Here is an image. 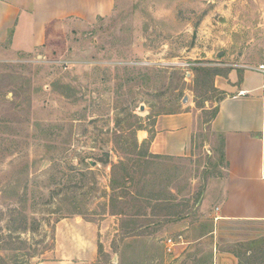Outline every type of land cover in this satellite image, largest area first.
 I'll use <instances>...</instances> for the list:
<instances>
[{
	"label": "rangeland",
	"instance_id": "rangeland-1",
	"mask_svg": "<svg viewBox=\"0 0 264 264\" xmlns=\"http://www.w3.org/2000/svg\"><path fill=\"white\" fill-rule=\"evenodd\" d=\"M263 58L264 0H117L32 51L0 42V264L54 259L63 220L89 223L93 264H264V222L215 215L210 128L218 77ZM186 108L191 155L149 156L139 132Z\"/></svg>",
	"mask_w": 264,
	"mask_h": 264
},
{
	"label": "crops",
	"instance_id": "crops-1",
	"mask_svg": "<svg viewBox=\"0 0 264 264\" xmlns=\"http://www.w3.org/2000/svg\"><path fill=\"white\" fill-rule=\"evenodd\" d=\"M177 1V0H174ZM117 0H0V42L10 36L13 47L32 51L45 44L62 22L94 24L111 16ZM261 62L232 68L218 77L222 97L210 128L222 139L225 175L215 188V215L219 221L264 222V72ZM196 112L186 108L161 115L138 134L149 156L185 158L191 155ZM89 223L63 220L58 226L54 259L36 264H93L97 244L85 231ZM82 230V233H79ZM81 237V238H80ZM73 245L64 247L63 242ZM211 264H239L236 257L216 254Z\"/></svg>",
	"mask_w": 264,
	"mask_h": 264
},
{
	"label": "built area",
	"instance_id": "built-area-1",
	"mask_svg": "<svg viewBox=\"0 0 264 264\" xmlns=\"http://www.w3.org/2000/svg\"><path fill=\"white\" fill-rule=\"evenodd\" d=\"M260 70L264 72V65L260 66ZM262 178L264 180V158H263V168H262ZM180 243L175 242L173 239H168L166 242V249L168 253H174L176 247H178Z\"/></svg>",
	"mask_w": 264,
	"mask_h": 264
},
{
	"label": "water",
	"instance_id": "water-1",
	"mask_svg": "<svg viewBox=\"0 0 264 264\" xmlns=\"http://www.w3.org/2000/svg\"><path fill=\"white\" fill-rule=\"evenodd\" d=\"M186 101H187V98L184 99V102H186Z\"/></svg>",
	"mask_w": 264,
	"mask_h": 264
},
{
	"label": "trees",
	"instance_id": "trees-1",
	"mask_svg": "<svg viewBox=\"0 0 264 264\" xmlns=\"http://www.w3.org/2000/svg\"><path fill=\"white\" fill-rule=\"evenodd\" d=\"M217 111L215 112L214 116L216 115Z\"/></svg>",
	"mask_w": 264,
	"mask_h": 264
}]
</instances>
